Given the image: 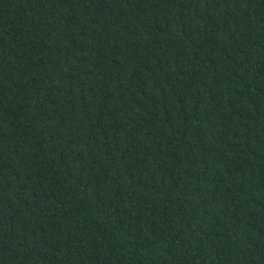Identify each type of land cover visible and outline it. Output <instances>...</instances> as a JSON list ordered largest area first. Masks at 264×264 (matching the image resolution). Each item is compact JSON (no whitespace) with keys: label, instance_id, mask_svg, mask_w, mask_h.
Wrapping results in <instances>:
<instances>
[{"label":"trees","instance_id":"trees-1","mask_svg":"<svg viewBox=\"0 0 264 264\" xmlns=\"http://www.w3.org/2000/svg\"><path fill=\"white\" fill-rule=\"evenodd\" d=\"M0 264H264V0H0Z\"/></svg>","mask_w":264,"mask_h":264}]
</instances>
